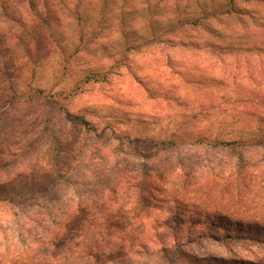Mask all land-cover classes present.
<instances>
[{"label": "rangeland", "instance_id": "obj_1", "mask_svg": "<svg viewBox=\"0 0 264 264\" xmlns=\"http://www.w3.org/2000/svg\"><path fill=\"white\" fill-rule=\"evenodd\" d=\"M65 2L0 0V264H85L106 207L150 245L170 212L143 219L150 172L175 194L186 176L196 204L212 185L224 213L264 219V148L198 143L264 133V0ZM182 253L134 261L264 264V245L247 241L197 238Z\"/></svg>", "mask_w": 264, "mask_h": 264}, {"label": "trees", "instance_id": "obj_2", "mask_svg": "<svg viewBox=\"0 0 264 264\" xmlns=\"http://www.w3.org/2000/svg\"><path fill=\"white\" fill-rule=\"evenodd\" d=\"M225 1V3H229L234 0ZM57 2H61L62 4L65 3V6H69V4L65 2V0H57ZM231 6L232 5L229 4V9ZM217 8H215L213 11H216ZM76 18L79 19L78 17ZM195 19V17H190L189 21L193 23ZM66 118L68 120L73 119L69 115H67ZM261 121L262 123H264L263 118L260 119V122ZM84 123L85 122H82V124ZM198 143H207L214 147L223 148H264V133L256 135L250 134L244 137L240 136L237 138H232L231 140L223 138H209L207 140L203 138L202 140L200 139ZM242 173L243 170L239 174V177L241 178L243 176ZM145 181H147V183H145V192L147 193L143 192L141 194V200H143L147 204V206L145 207L147 209L144 210L142 214L143 219L149 218L148 212H150L151 210L154 211V215H157V211L163 210L165 206L170 210L169 216L166 217V222H163L161 224L158 223L155 227L156 232L154 233V237H152L154 241L151 242L150 245L145 244L138 236L139 232H137L136 227L121 228L120 220L111 215L114 212H108V208L106 207L101 211V214H99V218L102 219V222L100 223L102 227V232H100L101 235H98L97 233H91L94 237H91L92 244L86 250V256H88V258L85 261V264H130L131 261H133V264H135V257H140L143 255L147 256V254L153 259L157 260H169L173 255L174 259L176 260L177 258L183 257L184 254L182 253V249L185 247V245L192 244L197 238L205 237H208L214 242L220 243H227L229 241L237 240L264 245V238L259 237L258 235L259 233H264V219L259 220L260 222H248L246 221V219L250 217L246 216L243 211L240 213V220L236 219L237 214L234 213V211H232L231 214L224 213V208L226 206L224 207L221 205V200H218L217 202L215 200L211 201L209 199V193L211 192L212 185L206 186L205 194L206 196L208 195V197L204 198V200H201L198 204H196V200L188 198L186 193L183 194V192H185V187L189 186V182L186 176L184 177L182 185L183 190L180 194H175L174 191L167 190L165 180L158 178L155 174H153V172L145 175L144 182ZM222 189H224L225 191V187H223ZM0 201L10 202V200H3L1 198ZM240 201L241 200H238L237 202L241 204ZM104 205H106L105 202ZM182 205L186 206L187 209L194 206V209L197 210V213L187 218L184 215H179V211H181L179 207H181ZM207 207H209L210 211L205 210ZM80 216L81 217L78 221L79 224L83 225L84 227L86 226L88 230L89 228L91 230L93 226V228H96L97 230V226L99 224L92 225L91 222H89V217H86V215L83 213H80ZM70 219H65L64 221L58 222L55 225L54 231L56 229V232L53 231L54 234H50L49 237L51 239L47 240L48 243H52L53 246L55 244H58L57 242L61 238L59 232L63 231L65 226L70 223ZM95 221L96 223L98 222L97 219ZM154 222L157 223L158 220L155 219ZM188 225L201 227L200 233L191 234L190 232H186L185 235H181L179 229L184 228L185 230H188L189 228H192L188 227ZM163 227L169 228V230H171V235L169 238L162 240L161 234L159 233L160 230L164 229ZM104 233L107 234V239L99 244L98 242L101 240V237ZM194 260H192V262ZM198 261L208 264H260L254 261H244L240 259L225 260L222 258L217 259L216 257H211L210 259L203 258L202 260ZM36 264L47 263L39 259ZM73 264H75V262H73Z\"/></svg>", "mask_w": 264, "mask_h": 264}]
</instances>
